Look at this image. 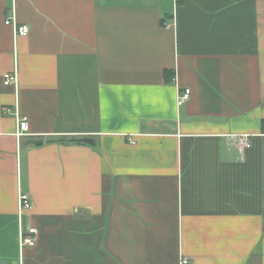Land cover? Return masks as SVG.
I'll list each match as a JSON object with an SVG mask.
<instances>
[{
  "label": "crops",
  "instance_id": "obj_1",
  "mask_svg": "<svg viewBox=\"0 0 264 264\" xmlns=\"http://www.w3.org/2000/svg\"><path fill=\"white\" fill-rule=\"evenodd\" d=\"M0 264H264V0H0Z\"/></svg>",
  "mask_w": 264,
  "mask_h": 264
},
{
  "label": "built area",
  "instance_id": "obj_2",
  "mask_svg": "<svg viewBox=\"0 0 264 264\" xmlns=\"http://www.w3.org/2000/svg\"><path fill=\"white\" fill-rule=\"evenodd\" d=\"M6 23L10 24L13 26L15 33L19 35H27L29 33V26L28 25H20L16 21V17L14 14H11L8 16L6 19ZM167 28L170 27V25H166ZM18 74L17 72H7L4 75V82L6 85H11V84H18ZM191 98V89L186 88L182 90L177 99V103L179 106L187 103ZM17 123H18V133L20 134L21 131H27L29 129V120L27 116H24L22 114L17 113ZM235 140L237 141V145L239 148L244 151L246 148H249L251 146V139L249 134H241L238 136L234 137ZM19 208H18V216H19V221L20 223L22 222V217L23 215L30 210L33 207L32 200L30 196L27 193H21L19 195ZM28 234L25 232L23 227L21 226L20 229V242H21V247H24L25 245H34L36 243V236L35 234L37 233L36 228L32 227L29 228ZM188 262L187 259L183 260V263Z\"/></svg>",
  "mask_w": 264,
  "mask_h": 264
},
{
  "label": "trees",
  "instance_id": "obj_3",
  "mask_svg": "<svg viewBox=\"0 0 264 264\" xmlns=\"http://www.w3.org/2000/svg\"><path fill=\"white\" fill-rule=\"evenodd\" d=\"M174 75V72H173V70H171V69H167V70H165V78L168 80V81H171V78H172V76ZM82 141H84V139H81ZM80 140V141H81ZM84 143V142H83Z\"/></svg>",
  "mask_w": 264,
  "mask_h": 264
}]
</instances>
